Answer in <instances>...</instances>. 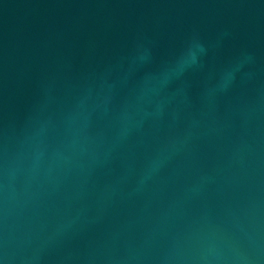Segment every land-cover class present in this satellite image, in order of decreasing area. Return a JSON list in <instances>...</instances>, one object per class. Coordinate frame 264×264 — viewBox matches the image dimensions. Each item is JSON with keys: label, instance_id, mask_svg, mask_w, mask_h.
<instances>
[{"label": "water", "instance_id": "water-1", "mask_svg": "<svg viewBox=\"0 0 264 264\" xmlns=\"http://www.w3.org/2000/svg\"><path fill=\"white\" fill-rule=\"evenodd\" d=\"M0 264H264V0H0Z\"/></svg>", "mask_w": 264, "mask_h": 264}]
</instances>
